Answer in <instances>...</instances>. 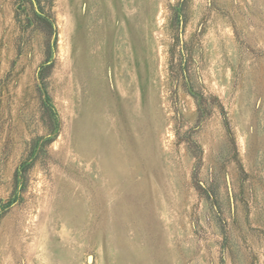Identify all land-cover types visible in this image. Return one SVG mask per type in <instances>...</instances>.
I'll return each mask as SVG.
<instances>
[{"label": "rangeland", "instance_id": "374dc122", "mask_svg": "<svg viewBox=\"0 0 264 264\" xmlns=\"http://www.w3.org/2000/svg\"><path fill=\"white\" fill-rule=\"evenodd\" d=\"M0 264H264V0H0Z\"/></svg>", "mask_w": 264, "mask_h": 264}]
</instances>
